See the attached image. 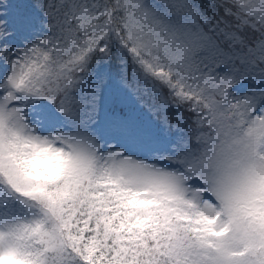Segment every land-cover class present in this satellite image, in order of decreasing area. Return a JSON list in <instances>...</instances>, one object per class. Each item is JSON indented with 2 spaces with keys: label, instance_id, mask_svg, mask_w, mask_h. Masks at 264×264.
<instances>
[{
  "label": "snow or ice",
  "instance_id": "snow-or-ice-1",
  "mask_svg": "<svg viewBox=\"0 0 264 264\" xmlns=\"http://www.w3.org/2000/svg\"><path fill=\"white\" fill-rule=\"evenodd\" d=\"M0 264H264V0H0Z\"/></svg>",
  "mask_w": 264,
  "mask_h": 264
}]
</instances>
